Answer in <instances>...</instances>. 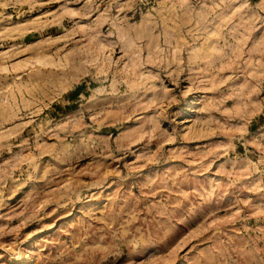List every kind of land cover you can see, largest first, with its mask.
<instances>
[{
    "label": "rangeland",
    "instance_id": "rangeland-1",
    "mask_svg": "<svg viewBox=\"0 0 264 264\" xmlns=\"http://www.w3.org/2000/svg\"><path fill=\"white\" fill-rule=\"evenodd\" d=\"M0 264H264V0H0Z\"/></svg>",
    "mask_w": 264,
    "mask_h": 264
}]
</instances>
